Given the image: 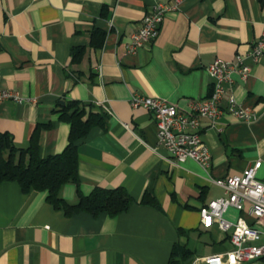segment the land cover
I'll return each instance as SVG.
<instances>
[{
    "label": "crops",
    "instance_id": "crops-1",
    "mask_svg": "<svg viewBox=\"0 0 264 264\" xmlns=\"http://www.w3.org/2000/svg\"><path fill=\"white\" fill-rule=\"evenodd\" d=\"M156 1L169 0H0V86L24 97L0 101V132L24 148L36 124L48 123L39 130V152L54 154L69 132L55 110L59 103H93L106 113V126L92 127L79 142V189L87 195L97 186H123L133 198L115 215H66L46 200V191L1 181L0 264H192L232 247L231 228L204 227L199 208L223 195L213 179L238 174L257 159L256 175H264V54L245 57L249 74L233 73L229 89L256 119L229 112L213 124L201 118L207 167L192 158L175 161L157 142L151 111L129 100L135 92L185 110L189 99L208 95L206 65L251 48L264 31V0H179L155 37L128 51L130 34ZM95 29L104 30L100 46L92 44ZM73 46H84L78 62L71 61ZM145 194L158 205L143 203ZM60 195L76 202L75 184L65 183ZM224 216L254 223L246 200ZM174 244L190 255L169 262Z\"/></svg>",
    "mask_w": 264,
    "mask_h": 264
},
{
    "label": "built area",
    "instance_id": "built-area-1",
    "mask_svg": "<svg viewBox=\"0 0 264 264\" xmlns=\"http://www.w3.org/2000/svg\"><path fill=\"white\" fill-rule=\"evenodd\" d=\"M178 2H154L144 12L137 29L130 34L127 50L137 51L155 37L164 15L176 9ZM263 54L264 31L244 54L236 53L230 59L214 58L205 67L212 79L209 94L189 99L185 110L160 97L135 92L129 103L132 107L141 106L151 111L156 123L157 142L175 161L192 158L207 167L210 152L201 137V118L206 117L213 124L223 113L229 112L246 121L256 119L255 110L239 103L229 89L234 82L233 73L241 79L249 74L250 66L245 62V57L257 60ZM5 99L21 102L24 97L15 89L0 86V101ZM260 164L261 161L257 159L238 174L213 179L222 187L223 195L200 206V222L204 227L218 223L224 230L231 228L229 237L232 247L222 253L197 257L192 264H264V175H256ZM244 200L249 201V212L254 217V223L242 217L231 220L224 216L229 207L241 210Z\"/></svg>",
    "mask_w": 264,
    "mask_h": 264
},
{
    "label": "trees",
    "instance_id": "trees-1",
    "mask_svg": "<svg viewBox=\"0 0 264 264\" xmlns=\"http://www.w3.org/2000/svg\"><path fill=\"white\" fill-rule=\"evenodd\" d=\"M92 44L100 46L104 37V30H93ZM84 53V46L71 48V61L78 62ZM264 99V96L262 97ZM58 117L69 123L67 142L57 153L41 156L39 152V130L48 123H37L32 131L26 147H17L12 135L0 132V182L15 180L23 191L30 189L46 191V200L55 208H62L66 215L79 210L92 214L107 212L115 215L126 210L132 202V196L123 186L94 187L84 195L79 189L78 147L94 126H106V113L95 109L93 103H84L77 99H66L55 109ZM72 182L76 187L77 200L70 203L60 195L61 187ZM142 202L157 206L154 197L145 194ZM190 255L185 246L174 244L169 262H174L175 256L186 259Z\"/></svg>",
    "mask_w": 264,
    "mask_h": 264
}]
</instances>
